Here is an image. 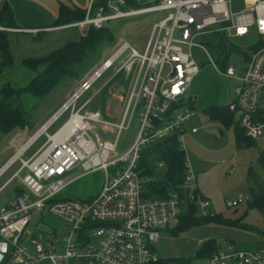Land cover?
<instances>
[{"label": "built area", "instance_id": "obj_1", "mask_svg": "<svg viewBox=\"0 0 264 264\" xmlns=\"http://www.w3.org/2000/svg\"><path fill=\"white\" fill-rule=\"evenodd\" d=\"M240 1L243 7L237 0H160L151 7L127 9V0H108L106 6L92 16L93 0H89L85 20L71 26L101 29L110 21L133 16L162 12L168 15L153 24L142 53L124 42L81 83L53 119L4 169L2 174L14 163H20L0 188V193L16 179H20L23 193L0 209V264H162L155 243L161 232L178 220L182 200L175 192L165 199L144 198V186L153 178L142 174L139 163L145 148L175 133L183 148L182 134L195 117L192 106L196 100L187 95L200 73L194 49L208 56L219 76L235 81L234 98L227 108L245 135L262 143L264 155V0ZM6 2L0 0V17ZM6 31L11 30L0 24V32ZM176 32L178 37H175ZM216 34L224 36L227 54L232 51L229 41L256 40L245 55L242 77H239L240 65L219 69L206 47L196 42L201 37ZM126 53L129 56L97 91L118 75L123 74L131 81L136 72L135 86L128 97L122 122L112 124L99 112L83 113L91 99L77 108L80 97ZM183 106H186L184 111L177 114ZM131 111V117L138 113L139 134L128 152L110 160L119 135L128 128ZM66 112H69L66 122L49 134V127ZM95 124L114 127L117 131L115 143L103 141L95 132ZM191 133H198V129L192 127ZM43 136V146L28 160L22 159V154ZM155 165L158 169L164 167L162 161ZM78 167L85 174L103 171L106 181L102 191L88 202L60 200L59 196L77 180L71 173ZM183 188L197 206L199 215L214 216L209 211L210 202L197 194V180L187 159ZM247 201L243 195L230 206L237 208ZM45 212L62 219L66 226L61 231L38 230L36 234L30 225L35 215L43 218ZM28 245L34 248V253ZM200 264H264V250L250 252L229 246Z\"/></svg>", "mask_w": 264, "mask_h": 264}, {"label": "rangeland", "instance_id": "obj_2", "mask_svg": "<svg viewBox=\"0 0 264 264\" xmlns=\"http://www.w3.org/2000/svg\"><path fill=\"white\" fill-rule=\"evenodd\" d=\"M238 3L243 4L240 0ZM152 4V5H156ZM238 9H235L237 11ZM168 12L151 13L140 16H133L125 19L110 21L105 24L108 26L114 38V43L99 52L98 62L81 78V80L67 79L55 86L42 100L38 101L29 94L22 97V102L26 110L30 111L29 119L31 126L26 129H16L9 134L0 133V157L4 158L5 152L11 154L9 150L10 142H13L17 136H23L24 141L30 140L52 116L62 107V105L75 93L81 83L84 82L101 64L110 58L113 53L124 43H130L138 52L142 53L149 39V31L153 24L162 21L167 17ZM73 25V24H71ZM66 26V25H64ZM77 28L72 30L71 40H78L79 32ZM79 29V28H78ZM48 32L45 40L37 43L32 42L28 36L10 35V51L14 56V67L0 76V87L10 83L17 88H24L34 77L22 65L23 57L45 56L52 51L63 46L68 40L70 34ZM77 33V34H76ZM76 35V36H75ZM179 33H175L178 37ZM58 37V38H57ZM70 37V38H71ZM76 37L78 39H76ZM25 38V39H24ZM75 38V39H74ZM26 40L28 42H25ZM23 41V42H22ZM206 47L207 52L219 69H224L227 65H240L241 72L239 77L243 76L245 68V55L249 54L251 46L256 43L254 38H244L229 41L232 51L228 54L225 51L226 42L221 34L201 37L196 41ZM24 43L30 45L27 48ZM33 43V44H31ZM225 43V46H224ZM194 55L200 67V73L193 81L188 91V97H193L196 103L192 110L195 113L187 124V131L182 134L183 148L186 152V159L189 161L193 174L197 180L198 193L208 199L210 202L209 211L213 215H221L230 219H241L249 228L257 231L258 235L264 236V208L255 207L253 200L260 196L264 197V161L262 157V143L253 142L246 147H237L235 127L230 125L226 127L219 121L212 120L205 112L211 105L226 106L234 98L236 83L219 76L207 55L199 49H194ZM129 56L126 53L120 61L98 80L91 90L83 94L77 102V108L91 99L84 112H99L104 116V120L112 124H120L127 106L128 97L133 91L137 74H133L131 81L125 79V76L118 75L111 80L100 92L105 83L111 78L115 69ZM137 67V66H135ZM139 85L135 92L138 93ZM97 92V93H96ZM186 106L181 107L178 113H182ZM130 112L127 120L128 128L123 130L117 140L116 151L110 156V160L118 159L133 146L140 130V119L138 113L131 117ZM69 112H66L58 120L54 121L49 127L48 133H55L68 119ZM96 133L99 137L108 143H115L117 131L113 128H104L98 124ZM198 129L197 134L191 133V128ZM93 135V133H92ZM23 141V142H24ZM45 143V137H41L35 142L25 154L27 159L38 151ZM23 145V143H21ZM22 145H18L19 148ZM7 154V153H6ZM23 155V154H22ZM6 160V159H5ZM0 161V166L5 161ZM20 163L5 171L0 178L1 186L17 171ZM71 176L77 180L69 186L60 196V200H80L92 201L102 191L106 181L103 171H97L85 174L81 167L75 169ZM20 188V179H16L0 193V207H7L14 200L15 190ZM247 197V203L239 207H231L230 204L240 196ZM255 205H254V204ZM35 215L30 229L38 234L47 229L61 231L65 222L47 212ZM174 222L170 223L173 227ZM254 234V233H252ZM248 235L243 231L221 227L217 225H205L198 229L184 231L178 237L172 236L166 230L161 232V237L155 243L158 255L162 258H174L179 256L194 258L199 246V242L207 239H216L218 242H231V240L242 238L253 243L255 236ZM248 239V240H247ZM95 244L97 242L94 241ZM25 245V243H24ZM251 245V244H250ZM30 252L34 253V248L28 245ZM249 250L255 251L257 247L249 246ZM194 264H200L201 260L193 261ZM44 264H50L45 262ZM193 264V263H192Z\"/></svg>", "mask_w": 264, "mask_h": 264}, {"label": "trees", "instance_id": "obj_3", "mask_svg": "<svg viewBox=\"0 0 264 264\" xmlns=\"http://www.w3.org/2000/svg\"><path fill=\"white\" fill-rule=\"evenodd\" d=\"M108 0H101L92 7V16L98 9L105 7ZM160 0H127V7L141 9L152 6ZM87 11L78 8L70 9L60 4L59 15L54 26H64L84 21ZM0 23L15 27L12 14L5 6L2 10ZM114 43L113 33L108 26L96 29L93 26L86 28L78 40L66 42L60 48L40 57H29L22 61V65L34 77L24 88H17L10 83L0 87V133L9 134L16 129H26L31 126L29 115L22 97L29 94L36 100H42L55 86L67 79L81 80L97 62L99 52L105 46L110 47ZM225 46V43H224ZM226 51V47H225ZM14 67V59L10 51V40L8 34L0 32V76ZM194 107V105L192 106ZM205 112L212 120L223 123L226 127L233 125L236 132V144L238 148L247 146L253 142L249 139L243 129L236 123L234 116L226 106L211 105ZM178 134L175 133L169 138L156 142L145 148L141 155L139 168L146 177L153 178L144 186V198L150 200L165 199L170 193L179 194L182 200V210L179 215V222L174 235L191 230L193 228L209 223H225L218 216L202 217L198 214V208L188 197V192L183 188L186 172V153L178 141ZM263 161L264 155L262 154ZM162 161L164 167L158 169L156 162ZM264 163V162H263ZM23 190L17 188L15 196H19ZM197 194H199L197 192ZM255 207L264 208V197L260 196L253 200ZM264 214V212H263ZM228 226L246 229L247 227L240 221H227ZM225 223V224H226ZM217 242L210 240L205 242L198 250L195 259H168L162 260V264H192L195 260L208 259L218 252Z\"/></svg>", "mask_w": 264, "mask_h": 264}, {"label": "crops", "instance_id": "obj_4", "mask_svg": "<svg viewBox=\"0 0 264 264\" xmlns=\"http://www.w3.org/2000/svg\"><path fill=\"white\" fill-rule=\"evenodd\" d=\"M100 1L101 0H93V5L97 4ZM60 4H63V5L67 6L70 9L78 8V9L87 11L88 6H89V0H7L5 6L7 7V9L12 14V18H13V22L15 24V27L12 28L11 26H8V25L2 24V23H0V24L3 27L11 30V31L4 32V33L8 34L9 40H10V35L11 34H15V35H18V36H21V37L26 35V36H28V38L30 40H32V42L40 43V42L45 40V37L47 36L48 32H50V31L53 32V33H57L56 36H60V34L67 33L69 31L71 34L69 33L70 35L68 37H66V40L70 39V40L67 41V42H69V41H72L71 39H73L71 36L73 35L72 33L74 31L72 32V30L77 28L76 31L79 32L78 36H80V34L82 35L83 32L86 31L87 27L71 26V24L70 25H66V26L55 27L54 23H55L56 19L58 18V15H59V6H60ZM149 7H151V6H149ZM127 9H132V8H128L127 7ZM141 9H143V8H141ZM81 22H78V23H81ZM74 24H77V23H74ZM15 30H21L22 32H17ZM34 31H36V32H34ZM76 39H78V38L76 37ZM23 41L30 43L29 40L28 41L23 40ZM31 44H33V43H31ZM24 45L27 48L30 47V45H28L26 43H24ZM12 56H13V54H12ZM26 58H29V57H23L21 59V61H23ZM13 59H14V56H13ZM80 83H82V82H80ZM58 111L52 116V118L48 119L45 122V124L42 125L38 129V131H36L35 135L45 125H47L53 119V117L58 113ZM23 141H24L23 136H19L18 135L17 138L13 142H10L9 150H11V154L8 153V152H5L4 158L0 157V161L1 162L6 159L3 162V164L0 166V178L2 176L1 174L4 171V169L11 163V161L14 159V157L26 146V144L28 143L29 140H27L26 142L25 141L23 142ZM21 143H23V145ZM18 145L19 146L22 145V146L19 148ZM28 150L23 154L22 159L28 160L31 157L30 156L27 159L24 158V156L28 152ZM16 163H18V162H16ZM16 163H14L11 167H13ZM204 199H206V198H204ZM1 208H4V207L2 206V207H0V209ZM218 216H220L225 223L227 221L240 220L247 228L246 229L234 228V227L228 226L227 223L225 224V223H222V222H220V223H209V224L210 225L214 224V225L221 226V227H228V228L234 229L236 231L237 230L243 231L244 233H247L248 235H251L252 233H254V234H252L253 236H255L254 242L250 243V242L246 241L245 238L244 239L237 238V239L231 240V242H221V241L218 242L216 239H207V240H203V241L199 242V246H198V249L196 251V254H195L194 258L185 257V256H183V257L179 256V257H174V258H162V257L159 256L160 259L161 260H168V259H195L198 250L202 247V245L205 242L210 241V240H213V241L217 242V244L219 245L218 251L225 250L229 246H234V247H236V248H238L240 250H245V251H250V252H260V251L264 250V236L263 235H258L257 231L249 228L241 219H230V218L223 217L221 215H218ZM178 222H179V219L177 221H174L173 227L169 226L166 229L167 232H169L172 236H175V237L179 236V235H174L173 234V231L176 229V227L178 225ZM206 225H208V224H206ZM202 226H205V225H202ZM202 226L193 228L191 230L198 229V228H200ZM187 231H189V230H187ZM250 244L252 246H254V247L256 246L257 249L255 251L249 250L248 247L251 246ZM155 250H156V248H155ZM200 260L203 261L204 259H200Z\"/></svg>", "mask_w": 264, "mask_h": 264}]
</instances>
